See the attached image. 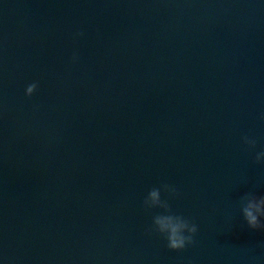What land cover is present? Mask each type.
<instances>
[{
    "label": "water",
    "instance_id": "obj_1",
    "mask_svg": "<svg viewBox=\"0 0 264 264\" xmlns=\"http://www.w3.org/2000/svg\"><path fill=\"white\" fill-rule=\"evenodd\" d=\"M261 150L264 0H0V264H264Z\"/></svg>",
    "mask_w": 264,
    "mask_h": 264
},
{
    "label": "clouds",
    "instance_id": "obj_2",
    "mask_svg": "<svg viewBox=\"0 0 264 264\" xmlns=\"http://www.w3.org/2000/svg\"><path fill=\"white\" fill-rule=\"evenodd\" d=\"M83 36L84 33L78 31L73 34L72 38L76 40ZM78 59V53L74 51L70 60L72 63H76ZM38 89L39 82L34 81L25 86L23 94L25 97L31 98ZM243 143L250 148H255L256 145V141L249 137H244ZM254 162L264 164V150L255 152ZM164 187L173 198L179 195L175 186L165 185ZM142 207L145 211L157 207L164 209V214L156 215L146 231L149 235L156 234L162 237L166 241L168 249L181 251L195 243L194 238L198 232V225L183 214L173 212L168 203L161 200L159 189H152L148 192L143 199ZM240 214L248 228L264 231V195H245L241 203Z\"/></svg>",
    "mask_w": 264,
    "mask_h": 264
}]
</instances>
